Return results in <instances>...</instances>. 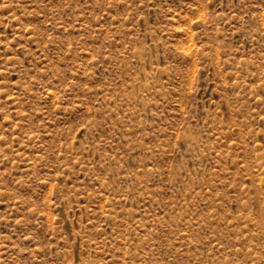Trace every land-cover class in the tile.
Here are the masks:
<instances>
[{
  "label": "rangeland",
  "instance_id": "374dc122",
  "mask_svg": "<svg viewBox=\"0 0 264 264\" xmlns=\"http://www.w3.org/2000/svg\"><path fill=\"white\" fill-rule=\"evenodd\" d=\"M0 264H264V0H0Z\"/></svg>",
  "mask_w": 264,
  "mask_h": 264
}]
</instances>
